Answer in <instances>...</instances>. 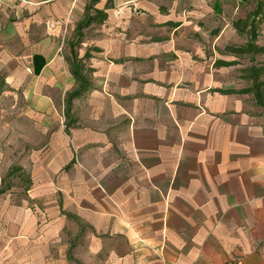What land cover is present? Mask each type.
Listing matches in <instances>:
<instances>
[{
  "label": "crops",
  "instance_id": "crops-1",
  "mask_svg": "<svg viewBox=\"0 0 264 264\" xmlns=\"http://www.w3.org/2000/svg\"><path fill=\"white\" fill-rule=\"evenodd\" d=\"M91 1L0 0V264H264V109L225 51L254 3L100 0L67 114Z\"/></svg>",
  "mask_w": 264,
  "mask_h": 264
},
{
  "label": "trees",
  "instance_id": "trees-1",
  "mask_svg": "<svg viewBox=\"0 0 264 264\" xmlns=\"http://www.w3.org/2000/svg\"><path fill=\"white\" fill-rule=\"evenodd\" d=\"M100 0H92L88 6V12L86 19L80 23L77 27V35L79 39L72 42V69L77 79L78 86L67 95V114L70 110L71 101L87 91L91 85V81L86 71V67L81 62L77 61L74 48L79 45L83 36L82 30L90 26L92 23H103L107 18L108 14L105 10H98L94 8V5ZM220 0H216V10L220 8ZM254 3V9L248 12L244 19H239L235 22L234 26L241 35H245L247 42L241 46H227L225 51L232 53L240 57H248L253 65L246 69V77L252 81V85L245 89L247 93L254 95V98L259 106L264 109V66L256 64V56L264 54V45L258 43L259 40V29L264 23V0H251ZM222 64L227 62L222 61ZM4 86V82L1 83Z\"/></svg>",
  "mask_w": 264,
  "mask_h": 264
},
{
  "label": "rangeland",
  "instance_id": "rangeland-1",
  "mask_svg": "<svg viewBox=\"0 0 264 264\" xmlns=\"http://www.w3.org/2000/svg\"><path fill=\"white\" fill-rule=\"evenodd\" d=\"M219 28L216 27H210V28H203V31L208 32L207 34H211L213 31L218 30ZM259 40L258 43L260 45H264V23L260 26L259 29ZM246 36L245 35H241V39H239L240 44H237L239 46L244 45L246 40ZM241 60H247L248 57H241ZM256 64L257 65H263L264 66V54L258 55L256 56ZM2 72L0 73V86L2 83ZM11 99V95L10 94H1L0 93V140L2 141V138L4 137V133L8 132V128L7 125L5 124V121L7 118H9L11 116L10 111V101Z\"/></svg>",
  "mask_w": 264,
  "mask_h": 264
}]
</instances>
